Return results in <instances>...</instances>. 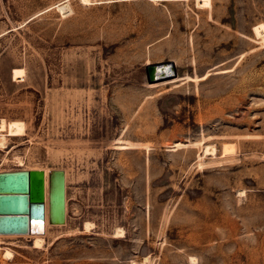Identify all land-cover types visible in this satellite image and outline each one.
I'll list each match as a JSON object with an SVG mask.
<instances>
[{
	"label": "rangeland",
	"instance_id": "1",
	"mask_svg": "<svg viewBox=\"0 0 264 264\" xmlns=\"http://www.w3.org/2000/svg\"><path fill=\"white\" fill-rule=\"evenodd\" d=\"M31 169L0 264H264V0H0V172Z\"/></svg>",
	"mask_w": 264,
	"mask_h": 264
},
{
	"label": "water",
	"instance_id": "2",
	"mask_svg": "<svg viewBox=\"0 0 264 264\" xmlns=\"http://www.w3.org/2000/svg\"><path fill=\"white\" fill-rule=\"evenodd\" d=\"M161 63L166 62L148 63L146 65L150 81L166 76L154 75L156 67ZM168 63L174 69L175 61L171 60ZM21 194H27V211H0V233L30 232L32 230V210L39 209L44 214L41 205L46 202V198L44 176L41 170H29L26 190L22 192H0V203L10 205L12 201H17V196ZM49 215L52 223L61 224L66 221V171L63 168H55L49 172Z\"/></svg>",
	"mask_w": 264,
	"mask_h": 264
},
{
	"label": "bare ground",
	"instance_id": "3",
	"mask_svg": "<svg viewBox=\"0 0 264 264\" xmlns=\"http://www.w3.org/2000/svg\"><path fill=\"white\" fill-rule=\"evenodd\" d=\"M67 3H64L61 5V7H65ZM173 66L166 63H161L156 67V72L154 75L161 76L167 75L171 70ZM160 83L154 84L155 86ZM153 85V86H154ZM207 151V150H206ZM42 171V170H41ZM28 170H15V171H8V172H0V192H22L23 190H26L27 181H28ZM43 172L44 176V189H45V198H46V173ZM6 195V194H5ZM17 201H12L10 205H3L0 203V211H27V194H21L17 196ZM44 203V202H43ZM49 222L50 221V215H49ZM52 223V222H51ZM57 224V223H53ZM0 235H30V232L27 233H0ZM5 237V236H4ZM42 239L37 238L35 239V245L41 246ZM8 255H12V252L8 249L6 251Z\"/></svg>",
	"mask_w": 264,
	"mask_h": 264
},
{
	"label": "trees",
	"instance_id": "4",
	"mask_svg": "<svg viewBox=\"0 0 264 264\" xmlns=\"http://www.w3.org/2000/svg\"><path fill=\"white\" fill-rule=\"evenodd\" d=\"M38 15H39V14H38ZM38 15H36V16L32 17L31 19H29V20L27 21V23H31V22L37 20L38 17H39Z\"/></svg>",
	"mask_w": 264,
	"mask_h": 264
}]
</instances>
